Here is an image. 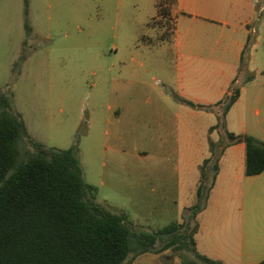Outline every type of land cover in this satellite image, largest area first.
Instances as JSON below:
<instances>
[{
	"label": "crops",
	"instance_id": "0c3cea01",
	"mask_svg": "<svg viewBox=\"0 0 264 264\" xmlns=\"http://www.w3.org/2000/svg\"><path fill=\"white\" fill-rule=\"evenodd\" d=\"M150 2L154 16L148 18L150 20L140 19L136 26V35H141V45L148 54L117 56L114 53L109 57L107 67L104 55L98 54L93 59L94 63L100 62L95 65L93 75L104 71L110 74L106 94L112 102L106 106L105 128L102 125L98 133H103L108 142H112L108 148L113 155L115 152L126 155L127 150L139 161L155 155L159 157L163 161L159 168L163 179L168 172L164 163L171 161L172 204L181 215L196 202L198 168L210 155L208 139L218 141L220 138L219 129L210 131L221 113L217 104L229 94L237 78L248 38L251 37L252 42L255 40L251 30L264 12V0ZM23 4L24 0H0V37L7 48L2 54L8 64L9 76L23 50L31 48L28 46L30 36L26 38L24 31ZM164 4L166 16L174 22L170 37H164L163 31L154 24L161 17L165 18L159 15ZM29 19L32 27L34 19ZM43 19L41 16L42 22ZM257 44L252 43L246 53V68L255 73V79L240 89L236 102L224 118V126L230 133L250 135L264 142V51L257 52L254 49ZM1 47L4 44L0 41ZM33 60L34 56L27 55L18 77ZM33 62H37L38 75L45 77L50 61L38 58ZM156 72L166 75L170 81L174 79L171 86L165 90L149 89L142 83L144 76ZM98 78L104 80L101 75ZM92 86L101 92L95 82ZM98 94L93 92L91 117L102 106L95 101ZM175 95L195 104L211 106L212 111L180 104L175 101ZM104 116H99L100 123ZM22 118L31 136L23 115ZM92 128L90 125L89 134ZM80 162L82 166L81 158ZM196 221L198 230L193 238L199 255L223 264H260L264 261V171L255 176L245 175L244 143L233 144L223 152L207 205ZM131 264L164 263L159 255L144 253Z\"/></svg>",
	"mask_w": 264,
	"mask_h": 264
},
{
	"label": "rangeland",
	"instance_id": "374dc122",
	"mask_svg": "<svg viewBox=\"0 0 264 264\" xmlns=\"http://www.w3.org/2000/svg\"><path fill=\"white\" fill-rule=\"evenodd\" d=\"M27 6L28 20L33 17L34 23L30 26L32 35L28 39L31 48L24 50L35 60L50 61L49 71L45 77L39 76L37 62L33 60L17 81L11 82L8 64L2 54L7 48L0 37L4 44L0 48V89L10 92L15 109L28 123L30 138L57 149H67L76 140L84 180L97 188L96 201L125 213L136 229L154 232L171 223H183V213L179 215L177 207L172 204V162L164 163L168 172L163 179V173L159 172L163 161L159 157L155 155L139 161L127 150L126 155L117 152L113 155L108 148L112 142H108L103 133H98L102 125L105 128L106 106L112 102L106 94L110 74L104 71L93 75L95 65L100 64L99 61L94 63L93 59L98 54L104 55L107 67L109 57L114 53L117 56L148 54L141 45V35H136V26L140 19L145 21L154 16L150 0H27ZM165 7L164 4L160 9L165 18L161 17L154 24L163 31L164 37H170L174 22L166 16ZM254 29L252 43H258L254 49L262 52L264 12L257 18ZM157 52L154 50L155 54ZM100 75L103 81H99ZM173 80H168L160 72L141 79L149 89L157 87L159 90L171 86ZM94 82L97 89L101 87V92L93 88ZM93 92L99 93L95 101L102 106L91 117ZM99 116H104L102 123ZM90 125L93 128L89 134ZM19 150L20 160L32 153L26 141L20 142ZM192 227L190 221V229ZM182 254L186 260L205 264L193 252L184 250L175 252L168 248L157 255L164 264H183Z\"/></svg>",
	"mask_w": 264,
	"mask_h": 264
},
{
	"label": "trees",
	"instance_id": "16d2710c",
	"mask_svg": "<svg viewBox=\"0 0 264 264\" xmlns=\"http://www.w3.org/2000/svg\"><path fill=\"white\" fill-rule=\"evenodd\" d=\"M23 13L27 38L31 34L27 0ZM159 15L164 13L159 10ZM251 44L249 37L230 88L232 94L217 104L221 113L210 131L219 129L220 138L208 139L210 155L198 168L196 202L182 211L183 223H171L154 232L136 229L125 213L98 203L97 188L84 180L77 141L67 149L33 141L10 92L0 89V264H131L141 254H158L168 248L193 252L205 264H223L199 255L193 237L198 230L196 217L207 205L219 160L227 147L245 144L246 176L264 171V142L250 135L230 133L224 126V118L240 89L255 79V73L246 68ZM26 57L23 50L14 62L11 82L16 81ZM174 99L197 110L212 111L211 106L177 95ZM21 141L32 148L24 160H20ZM182 259L183 264H199L186 260L183 254Z\"/></svg>",
	"mask_w": 264,
	"mask_h": 264
},
{
	"label": "built area",
	"instance_id": "2783aa9c",
	"mask_svg": "<svg viewBox=\"0 0 264 264\" xmlns=\"http://www.w3.org/2000/svg\"><path fill=\"white\" fill-rule=\"evenodd\" d=\"M251 33H253V34H254V33H255V30H254V29H252V30H251ZM157 84H159V83H157ZM231 94H232V91H229V95H231Z\"/></svg>",
	"mask_w": 264,
	"mask_h": 264
}]
</instances>
